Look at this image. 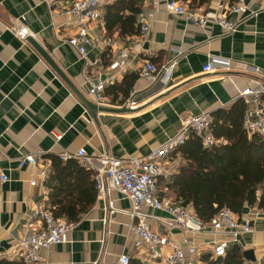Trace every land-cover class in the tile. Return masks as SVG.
Masks as SVG:
<instances>
[{
  "label": "crops",
  "instance_id": "crops-1",
  "mask_svg": "<svg viewBox=\"0 0 264 264\" xmlns=\"http://www.w3.org/2000/svg\"><path fill=\"white\" fill-rule=\"evenodd\" d=\"M75 1L0 0V166L10 176L1 187L0 260L12 250L16 235L39 222L42 204L56 212L48 179L44 188L30 184L41 169L47 168L51 175L50 157L77 161L74 156L80 149L95 158L146 157L176 137L184 119L201 114L213 117L242 100L241 91L264 84V0H245L248 12L243 15L227 13L237 0H177L201 15L227 13L229 21L238 22L237 31L229 36L213 20L201 27L185 16L169 14V0H145L143 11H157L145 39L121 37L117 29L108 33L106 7L117 0H101L102 19L90 32L93 45L87 46L86 59L67 43L76 28L65 12ZM122 49L129 51L132 67L118 74L112 64ZM213 57L230 60V68L204 73ZM146 62L159 70L175 62L170 82L149 83L140 78L139 70ZM255 67L262 74H255ZM90 79L111 81L102 105L89 93ZM83 99L103 110L90 111ZM57 136L62 139L57 141ZM28 155L39 158L40 166L21 167L20 159ZM65 155L71 158L64 161ZM176 161L169 158L166 163L176 167ZM161 184L159 195L176 202L173 192ZM131 212L132 202L118 191L112 189L99 198L96 190L95 203L79 222L58 217L76 227L68 243L41 251L44 264H117L122 254L143 264L148 251L135 246L138 236L132 230ZM144 212L167 217L148 208ZM259 213L254 233L240 238L242 251H254L257 258L256 263L246 260V264H260L264 258V212ZM158 229L167 232L165 227ZM174 237L183 241L186 235L174 231ZM188 238L202 244L212 242L214 236Z\"/></svg>",
  "mask_w": 264,
  "mask_h": 264
},
{
  "label": "built area",
  "instance_id": "built-area-1",
  "mask_svg": "<svg viewBox=\"0 0 264 264\" xmlns=\"http://www.w3.org/2000/svg\"><path fill=\"white\" fill-rule=\"evenodd\" d=\"M49 2V0H45ZM101 0H76L65 12L72 17L75 23V34L67 41L80 54L82 59L88 55L87 46L93 45L90 32L96 30V23L102 19L100 10ZM169 14L185 16L193 24L205 27L210 20L215 21L223 30V35L234 34L238 29V22L229 21L227 13L243 15L248 12L245 0H237L227 9V13L218 15H201L190 10L177 0H169L166 4ZM157 11H142L138 16L140 37L145 39L152 27V22ZM111 44V42H108ZM176 63H171L160 70L151 62H146L139 70V76L149 83L157 81L169 83ZM230 60L212 58L203 69L204 73H211L220 69H229ZM132 67L130 53L126 49L120 51L119 56L112 64V70L118 74L127 73ZM257 75L262 70L252 69ZM111 81L88 80L89 93L94 102L102 105L105 102V89ZM264 84L257 83L255 88H249L240 92V98L247 106L244 116V129L250 137L253 135L264 136V108L262 97ZM214 122L212 115L201 114L184 119L183 127L179 134L170 139L158 149L153 150L148 156L133 158L128 161L111 159L105 156L95 158L90 156L85 149H80L74 158L79 164L93 174V180L99 198H105L113 189L121 193L132 202L130 216L135 220L132 225L133 232L138 236L136 248H146L148 256L143 264H206L203 257L211 254V259L216 260L225 257L234 244L239 245L240 238L254 233V221L260 214L258 210L251 211L242 221L240 217L229 209H223L210 222L203 223L199 220L191 207L183 206L170 199L159 195V181L171 178L177 171L166 161L170 156L185 144L188 137L194 134L200 138L205 147L211 148L219 145L211 133V125ZM62 136H57L60 141ZM70 156H62L64 161ZM40 166V159L33 155L20 159V166ZM49 178L47 168L41 169L33 181L32 187H45ZM10 181L8 173L0 166V200L1 187ZM38 213L39 222H33L25 228L20 235L14 237L12 250L6 255L9 261H18L21 264H44L46 258L41 254L42 250H49L55 245L69 242V236L76 227L67 221L56 217L54 211L42 204ZM113 202L109 208H113ZM161 211L167 217H160L154 213L147 214L144 209ZM256 212V213H255ZM165 227L167 232H161L158 227ZM174 231L186 235L183 241L174 237ZM211 234L212 242L196 244L188 236ZM130 255L119 256L117 264H131Z\"/></svg>",
  "mask_w": 264,
  "mask_h": 264
},
{
  "label": "trees",
  "instance_id": "trees-1",
  "mask_svg": "<svg viewBox=\"0 0 264 264\" xmlns=\"http://www.w3.org/2000/svg\"><path fill=\"white\" fill-rule=\"evenodd\" d=\"M145 0H117L106 7V29H115L121 37L139 35L138 16ZM246 106L242 100L230 108L214 113L211 133L219 145L208 148L194 134L177 149L171 160L181 164L170 180L159 181L173 192L176 202L194 210L203 223H210L221 210L229 209L242 216L247 209L264 212V136L250 137L244 129ZM53 171L47 185L51 190V204L56 217L77 223L96 201L93 174L75 160L61 161L50 157ZM206 264H246L244 252L234 245L225 257H203ZM0 264H21L8 259ZM131 264H142L132 261ZM260 264H264L262 259Z\"/></svg>",
  "mask_w": 264,
  "mask_h": 264
},
{
  "label": "water",
  "instance_id": "water-1",
  "mask_svg": "<svg viewBox=\"0 0 264 264\" xmlns=\"http://www.w3.org/2000/svg\"><path fill=\"white\" fill-rule=\"evenodd\" d=\"M35 45V44H34ZM42 52V51H41ZM42 54H43V56L50 62V59L47 57V55H45V53H43L42 52ZM52 63V62H51ZM54 66V65H53ZM83 101H84V103L86 104V106L88 107V109L90 110V111H94V109L96 110V109H100V110H103V109H101V108H99L96 104H94V103H91V102H89V101H86L85 99H83ZM115 110H119V109H115ZM122 110V112H124L126 109H121ZM112 112H116V111H112ZM119 111H117L116 113H118ZM244 257H245V260H247L248 262H250V263H256V261H257V258H256V256H255V252L254 251H247V252H245L244 253Z\"/></svg>",
  "mask_w": 264,
  "mask_h": 264
},
{
  "label": "rangeland",
  "instance_id": "rangeland-1",
  "mask_svg": "<svg viewBox=\"0 0 264 264\" xmlns=\"http://www.w3.org/2000/svg\"><path fill=\"white\" fill-rule=\"evenodd\" d=\"M176 160H177V161H176V163H177L176 165H177V166H180V164H181L182 161H180L179 159H176ZM177 166H176V167H177ZM163 187H164V183L161 184V188H163ZM263 259H264V258H263ZM260 263H261V262H260Z\"/></svg>",
  "mask_w": 264,
  "mask_h": 264
}]
</instances>
